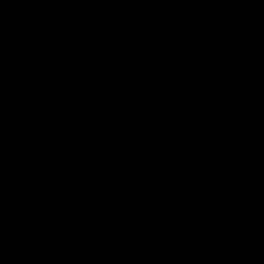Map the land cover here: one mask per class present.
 <instances>
[{
    "label": "water",
    "instance_id": "water-1",
    "mask_svg": "<svg viewBox=\"0 0 264 264\" xmlns=\"http://www.w3.org/2000/svg\"><path fill=\"white\" fill-rule=\"evenodd\" d=\"M0 264H264V0H0Z\"/></svg>",
    "mask_w": 264,
    "mask_h": 264
}]
</instances>
